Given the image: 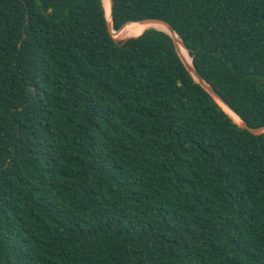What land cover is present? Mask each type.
Returning a JSON list of instances; mask_svg holds the SVG:
<instances>
[{"label":"trees","instance_id":"trees-1","mask_svg":"<svg viewBox=\"0 0 264 264\" xmlns=\"http://www.w3.org/2000/svg\"><path fill=\"white\" fill-rule=\"evenodd\" d=\"M103 4L0 0V264H264V132ZM148 17L264 125V0H114Z\"/></svg>","mask_w":264,"mask_h":264},{"label":"water","instance_id":"water-1","mask_svg":"<svg viewBox=\"0 0 264 264\" xmlns=\"http://www.w3.org/2000/svg\"><path fill=\"white\" fill-rule=\"evenodd\" d=\"M106 6L107 8L109 9L110 11V19L107 18L108 20V30L110 32V34L112 35V37L114 38L115 35H114V27H113V6H114V0H106ZM105 6V5H104ZM105 10H106V7H105ZM136 22H155V23H159L163 26H165L167 28L166 29H161V30H164L166 31L167 33H169L173 39V42L175 44V47H176V50L182 60V62L184 63L185 67L187 68V70L194 76V78L196 79V81L198 83H200L202 85V87H204L214 98L215 100L220 104L219 101H222L223 103H225L229 108L230 106L224 101V99L219 95V93L208 83L204 80V78L199 74V72L196 70V68L194 67L193 63L192 65H190L186 60L185 58L183 57L180 49H179V46H178V43H177V40H176V37L174 36V33H176L178 35V33L175 31L174 27L169 23L167 22L166 20H163V19H160V18H155V17H148V18H143L141 20H138ZM129 23V22H128ZM126 24V23H125ZM124 24V25H125ZM123 25V26H124ZM122 26V27H123ZM121 27V28H122ZM156 28V27H154ZM159 29V28H157ZM115 31H118V30H115ZM138 36V35H137ZM179 36V35H178ZM115 39V38H114ZM187 49V48H186ZM221 106V104H220ZM232 110V108H230ZM234 111V110H232ZM235 112V111H234ZM236 113V112H235ZM237 114V113H236ZM238 115V114H237ZM238 117L240 118L239 121H234L237 122L241 127L247 129L248 131H250L251 133L253 134H259V133H262L264 132V125L263 126H259V127H250L246 121H244L239 115Z\"/></svg>","mask_w":264,"mask_h":264},{"label":"bare ground","instance_id":"bare-ground-1","mask_svg":"<svg viewBox=\"0 0 264 264\" xmlns=\"http://www.w3.org/2000/svg\"><path fill=\"white\" fill-rule=\"evenodd\" d=\"M103 3H104L103 5H105V7H106V10H105L106 16H107V18L110 19V11H109V9L107 8V6L105 4L106 0H103ZM129 26H130V24L123 31H115L114 30V35L117 38L126 39L128 37H133V36L140 35L144 30H146L148 28H151V27H156V28H159V29H166L167 30V28L165 26H163V25H161L159 23H155V22H137L134 25H132L129 29H127ZM174 36L176 37L179 49H180L183 57L185 58V60L190 65H192V57L190 56V54H189L188 50L186 49L184 43L182 42L181 38L176 33H174ZM219 102H220L222 108L235 121H239L240 120L238 115L234 111H232L225 103H223L222 101H219Z\"/></svg>","mask_w":264,"mask_h":264},{"label":"rangeland","instance_id":"rangeland-1","mask_svg":"<svg viewBox=\"0 0 264 264\" xmlns=\"http://www.w3.org/2000/svg\"><path fill=\"white\" fill-rule=\"evenodd\" d=\"M116 41H124L125 39H120V38H117L116 36L114 37ZM129 38V37H128ZM127 39V38H126Z\"/></svg>","mask_w":264,"mask_h":264}]
</instances>
